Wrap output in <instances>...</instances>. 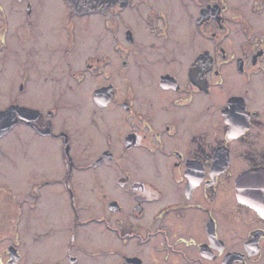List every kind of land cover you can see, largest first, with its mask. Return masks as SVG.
Segmentation results:
<instances>
[{"label": "flooded vegetation", "instance_id": "1", "mask_svg": "<svg viewBox=\"0 0 264 264\" xmlns=\"http://www.w3.org/2000/svg\"><path fill=\"white\" fill-rule=\"evenodd\" d=\"M94 1L0 0V264H264V0Z\"/></svg>", "mask_w": 264, "mask_h": 264}, {"label": "water", "instance_id": "2", "mask_svg": "<svg viewBox=\"0 0 264 264\" xmlns=\"http://www.w3.org/2000/svg\"><path fill=\"white\" fill-rule=\"evenodd\" d=\"M70 1L72 2V4L75 5L76 8L78 7V5L84 4V6H85L86 9H88L89 7L93 8L94 6H96V4H94V2H97V5L100 2V1L98 2V1H94V0H84V2H82V3H80V2H78L76 0H70ZM95 9H96V7H95Z\"/></svg>", "mask_w": 264, "mask_h": 264}, {"label": "rangeland", "instance_id": "3", "mask_svg": "<svg viewBox=\"0 0 264 264\" xmlns=\"http://www.w3.org/2000/svg\"><path fill=\"white\" fill-rule=\"evenodd\" d=\"M84 103H86V106H87V108L90 110L91 109V105H90V103H89V101L88 100H84ZM90 112V111H89ZM87 116V115H86ZM109 127H118V125H116V126H114V124L113 123H110L109 124ZM124 127V126H123ZM12 155H14V153H12ZM25 182H27V180H26V178L24 179V178H22ZM27 186V184H22V186H20V187H22V188H24V187H26Z\"/></svg>", "mask_w": 264, "mask_h": 264}]
</instances>
